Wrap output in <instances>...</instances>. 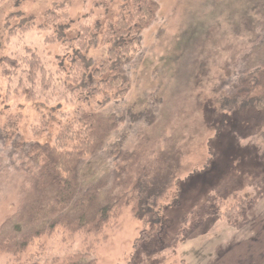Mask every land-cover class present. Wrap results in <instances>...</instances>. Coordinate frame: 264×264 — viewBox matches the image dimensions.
<instances>
[{
  "label": "trees",
  "instance_id": "trees-1",
  "mask_svg": "<svg viewBox=\"0 0 264 264\" xmlns=\"http://www.w3.org/2000/svg\"><path fill=\"white\" fill-rule=\"evenodd\" d=\"M167 1L91 0L94 9L81 20L69 7H58L49 14L55 35L47 40L66 45L52 66L30 49L4 59L12 71L9 89L0 96V254L10 264H97L98 247L127 206L151 225L141 240L149 241L150 231L161 232L155 223L159 202L178 174L169 141L153 131L162 99L154 98L159 92L152 89V104L134 112L129 103L142 90L134 73L144 68L147 75L151 68L146 35L173 23L167 13L173 3ZM252 11L246 12L249 21ZM63 19L69 24L62 25ZM19 26L7 25L6 39L0 40L9 44L16 32L30 30V25ZM155 72L148 78L155 79ZM237 74L222 85V109L264 103V57L247 61ZM40 89L49 92V107L44 106L49 112L33 121L23 98ZM143 92L148 97L150 90ZM61 101L74 109H60ZM121 105L126 108L118 111Z\"/></svg>",
  "mask_w": 264,
  "mask_h": 264
},
{
  "label": "rangeland",
  "instance_id": "rangeland-1",
  "mask_svg": "<svg viewBox=\"0 0 264 264\" xmlns=\"http://www.w3.org/2000/svg\"><path fill=\"white\" fill-rule=\"evenodd\" d=\"M171 4L167 13L173 23L156 26L144 39L151 68L147 75L144 68L134 73L142 90L129 105L138 112L155 101L152 89L159 92L154 98L162 99V104L153 131L169 141L177 178L159 202L155 223L161 232L150 231L153 237L141 240L142 231L151 225L127 206L98 247L97 264H264V103L246 110L238 109L239 104L231 112L222 109L223 83L244 72L247 61L264 57V2L171 0ZM58 7H69L76 20L94 9L91 0L0 4V38L6 39L2 31L7 25H30L29 31L16 32L9 44L0 40L1 97L9 89L12 71L5 58L13 60L30 49L52 66L56 53L66 45V41L47 40L55 35L48 17ZM255 8L261 14L256 15ZM251 9L249 21L246 12ZM66 21L62 25H68ZM153 71L158 77L151 80ZM9 84L11 89L17 85ZM34 92L23 98L33 121L49 112L44 107H49V92ZM125 108L117 106L118 111ZM60 109L71 111L74 104L61 101ZM164 147L161 143L160 149ZM240 205H246L244 212ZM80 248L79 240L76 249ZM0 264H10V258L0 254Z\"/></svg>",
  "mask_w": 264,
  "mask_h": 264
}]
</instances>
